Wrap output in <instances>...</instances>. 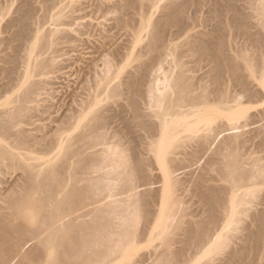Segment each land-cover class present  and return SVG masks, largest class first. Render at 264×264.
<instances>
[{"label":"bare ground","instance_id":"1","mask_svg":"<svg viewBox=\"0 0 264 264\" xmlns=\"http://www.w3.org/2000/svg\"><path fill=\"white\" fill-rule=\"evenodd\" d=\"M228 1L231 2L232 0ZM244 1L245 6L243 9V14L240 16H234V21L236 22L237 26L240 27L241 33H243V37H245V41L243 44L244 46L241 45L238 48L232 49L234 50V54L228 53V48L224 43L222 37V40H211L207 37L206 34L199 36L189 35L185 39V43H183L187 48V51L193 53L194 56L197 55V57L209 60L210 63H212V68L214 72L213 74V72L211 71L213 75L212 77L214 78V80L212 79L213 86L208 85L209 81V83L211 84V80L208 81V77H205L206 80L204 79L205 81H208L207 84H201L200 81L203 79L200 78L201 80L197 81L195 79L196 77H192L191 75L187 74L186 67L184 66V64L179 63L178 59V63L173 60L176 67H179L177 68V71L175 66H173L175 69H172L173 67L171 66V61V64L169 65V67L171 66V72L164 75L165 79H163L164 77L162 78L163 74L161 77H159L161 73L165 74L166 72H168V70L170 71V69H168L167 71L165 70L166 72L162 71L164 70V67L158 62H160V59L164 55L166 56L167 54L169 56V52L173 51L174 48L178 46L173 45L171 42L172 40H170L169 42H167L168 40L166 41V31H168L167 29L174 27H177L180 30L183 28V13L188 8L190 1L182 0L181 2L171 1L167 3L163 6L160 18H157L156 20H152L150 18L147 21V18H145L146 21L142 22V19L145 20V16H143L142 14V16L140 17L142 22H140V24H142V27H136L137 29H134L132 31L135 33H133V37H131L134 38L135 35V39H133L134 41L130 39L133 43L131 44L134 46L132 50L136 52L131 53L132 51L130 50V55H126V57L128 56L127 59H122L125 62L127 61L125 65L130 64L132 69L127 72V76L124 79L122 78V81L119 79L121 82L119 81L118 83L116 81L117 83H113L114 85H112V82H110L111 80L109 81V79H107L106 74L104 75V77L106 76L104 79L102 78L103 76L100 77V82H98V79H96L98 82H96L97 84H90L91 86L96 85V92L95 94H92L90 92V94H92L91 96L87 92L89 94V96H87V99L89 101L86 100L88 101V103H86L87 105L84 103L85 105H83V108L79 104L82 107L79 108L82 110L79 111V114L77 113L78 116L76 115V120L75 118H73L78 123L75 124L79 126V128H82L80 132L81 134H79V132V135L75 133L78 130L75 132L73 131L75 134H72V131H69L71 129V126L68 122L69 118L67 120L68 126L66 125L67 123H64L65 126L63 125V122H65V120L63 122L61 120V129L59 127L57 128L60 129L58 130V135H60L61 132L62 135L57 137V139L59 141L58 145L60 147L62 145V147L59 148L60 150L58 149L59 151L58 153H55V156L52 155V158L49 157L51 159L47 158L48 160L45 159V161H42L41 163H36V161L41 160L40 158L42 157H40L39 159L37 158L36 160L34 154L32 155L33 157H31L30 155L32 150L31 144H29L30 136L27 134L25 127L23 128V125L21 126V119L23 117L25 118V116L27 115V111H29L28 107L30 106L26 107V104H30L31 100L33 99L36 93L35 88L38 84H40L38 80L35 79L37 78V75H39L36 72L41 73V70H45V61H40L38 57H36V51L40 50L39 52H41V50L48 45L49 40L47 39V37H45V33H41L39 30H37L36 37H33L34 40L31 38L32 41L30 43L28 42L29 39L27 41L26 39L24 40L26 44L27 42L29 44H24L25 46L23 45L26 48L27 52L25 58L22 59V64L24 63L25 70L22 71L23 73L20 72L22 74L20 80L21 85L20 83L17 84L15 81L16 79H14L15 83L19 85L17 86L15 84L18 87V93H15L16 95L9 97L10 99L8 98L7 102L4 98L3 99L5 102L0 101V105L2 103V105L0 106V181L1 175H4L8 170L24 171V173L21 172L22 174H20V178L24 181V184L22 182H19L22 181L21 179H19L17 183L18 185L20 183H22L23 185H16V187L14 186L17 182L16 180L18 179L15 180V184L14 182H12V184H9L10 186L14 184L10 188L8 187L9 193H6L7 205H9L10 211L7 208V205H4L6 204V201H4L5 203L3 205L6 209H8L9 212L4 213V206H0L3 209V213H0V264H111L114 261V258L112 256L114 253H116L115 249L119 246V244H122L121 246H119V248L122 247V250H128V248L130 250H133L134 241L133 239L129 240L130 235L127 234L128 232L125 233V227L127 226H121L122 223L119 222V226L125 228L123 234H121L123 231H121V233L116 231V234L118 235L119 239L117 236H114L112 234L115 233L113 225L115 226L116 224L114 223L122 217L125 218V214L128 209L124 205L127 204L126 206L129 208L130 205H133V201H135L137 197H139L140 194L135 196L139 192H136L137 188L139 186L145 187L152 182L153 177L151 173L152 171L150 169L151 167L150 164H148L149 162H146L149 161V159L151 160V158H147V160L143 159L146 157H141V154L143 153L142 151H144V154L146 153V155L144 156H147V154L148 156L149 154L153 156L154 161H156L154 167L158 166L159 164L160 169H162L164 173V177L162 180L164 189H162L160 192V203H158L159 208L156 209L154 213L155 216L159 218L160 225L159 227L152 228V231L155 233V235L160 234L162 232L166 233V237L163 240V244L166 247V250H163V252L165 251L164 253H162L164 254V256H161V254L159 256L161 258L163 257L162 262H164V264H178L181 260L186 258L185 254L183 253L189 247H194L198 250L205 249V251L207 252L215 251L219 245V238L225 235L224 230L233 224H236L237 226L236 222H239L238 220H241L240 218H243V216H245L244 213H246L247 211L249 214V211L251 208L254 207V204H257L259 207L260 204L258 203H261V201L264 202V197L262 198L263 195L260 196V198L263 200H259L260 202H258L259 192L263 190L264 187V164L261 161L262 159L259 157L260 155L257 156L258 158L255 157V155H258L257 152H255L257 154L253 153V151H257L256 148L249 154V156L252 154L255 157L254 159L250 157L252 160L246 159L247 157L249 158V156L247 155L248 153L246 154V151L245 153H243L244 149H246L244 147H247V142L249 143L248 145H250L251 141L250 139L248 141L250 135H247L249 136L248 138L245 136L246 133H250L249 131L243 134V126H248V121L246 117L247 110H245L246 108L243 107L244 103L242 99L244 95L247 98V102H253L257 96L258 98H260V96L264 97V0ZM24 2L27 7H25L24 5L25 9L23 13L21 11L22 15L19 14L21 17L19 16V19L16 18L17 21L15 20V23H19V32H17L16 35L12 36V38L14 37V39L16 36L17 40L19 39L20 41H23L25 36L27 38V35L30 30L32 31L31 21L34 18L33 9L32 7H30V0H25ZM138 2L139 0H129L128 4H133V7H135V3L138 4ZM119 7L120 6H118V8ZM230 9L232 10V8ZM126 11H128V9ZM125 19L126 17L122 20ZM120 20L118 19V21L122 23V20ZM126 22H128V20ZM12 25H10V27H12ZM146 28L147 30L150 29L148 30V32L150 33L148 34L150 37L149 39L146 37L148 32L145 33L146 39H144L145 37L142 38V34L144 36ZM4 29L6 28L4 27ZM138 29L140 30L138 31ZM1 30H3V28H1ZM15 30L16 29H14V31ZM135 30H137V32ZM179 31L173 33V35L176 33L178 34ZM140 32L143 33L141 34ZM175 36L176 35H174V37ZM143 39L147 40V42ZM10 41L12 40L10 39ZM10 41H7V44H9ZM13 41L11 43H13ZM143 41L146 44L143 45ZM21 43L22 42H20V44ZM4 44H6V42L3 44L1 43V45L3 46ZM131 44L129 43L128 45ZM7 46L8 45L4 47L8 48L11 45H9L8 47ZM23 46L22 48H24ZM137 47L140 48L137 49ZM129 49L131 48H128V53ZM1 50L4 52L3 48ZM21 52H23V50ZM170 53L172 54V52ZM6 54H0V74H12L13 71H16L17 69L15 68L16 64L18 66V64L21 62L19 61V63H17V58L18 60L20 59L19 56H16L17 52L15 54L14 51V55L7 54L9 55V58L11 55H13L10 60L8 57L5 56ZM131 55H134V57L131 58ZM146 56H149V58L147 59H150L151 57L152 63L150 60V64L148 62V64L145 65L144 60H147L145 59ZM5 62H9V64L10 62L13 63V65L10 64V66L12 65L13 68L4 65ZM46 64L48 66V63ZM158 64L160 67H163L162 70L160 67L158 69H155L157 68L156 66ZM51 65L53 66V64ZM96 65L98 66V64ZM120 65L122 66L121 63ZM108 66L107 70L110 69ZM122 68H126V66H123ZM159 69L161 71H159ZM110 71L111 70H109V72ZM107 72L108 71H106L105 73ZM155 72H159V76L156 74V76L153 77ZM42 73H44V71ZM45 73H47V71ZM121 73L122 70L120 69L118 72L115 73L116 77H118L119 75L121 76ZM208 73L209 72L206 73V76H208ZM21 74H19L18 71V75ZM209 74L211 75V73ZM7 75L3 76L6 77ZM97 76H94V79ZM5 77H3V80L5 79ZM0 78V82H2V77ZM5 83L8 84V82ZM2 85H5L4 81L1 86ZM123 85L127 88L129 87V89L131 90L130 97L127 95L129 91L128 93L126 91V93L124 94H126L130 99L132 119L128 116V122L126 121L127 127H124V124L122 128H127L129 132L128 130L126 131L128 133L131 132V135H133L134 138H132V141L129 140L131 142L129 144V149H127V144L129 142L126 141L127 144L121 142V137V139L119 138L118 141L120 140L122 144H126L125 146L127 147L125 149L127 150V153H129L128 150L131 151V156L129 157L128 154L125 156L126 150L124 151V146L121 143L116 142L117 145L114 144V146L112 147H110L109 144V147L111 149L110 151H112L113 148L115 150L114 152L112 151L111 157L107 156L110 153L109 152L107 154L109 148L104 147L107 152H104L103 150V155L105 156L104 153H106V156L108 158L117 159L116 157H112V155H116V151H118L117 154L120 153V150L122 152L121 154H119V158L117 160L114 159L116 165L115 162L112 161L113 159L110 160L112 161V163L114 162L113 164L110 161L108 163H111V165H115V167H113L114 170L109 171L107 173H105V171V174L103 173L101 175V177H106V179L107 177H110V179L115 182V186L110 184L113 182H111V180L108 178L109 181L107 179L106 182L108 181L107 184L110 182V185L108 184L106 186L101 187V185L99 186L97 182H94L96 177L91 176L92 171L96 168H99L98 163L96 164V162L93 161L95 159L97 161V158H94L95 154L98 152L95 147H98V144L100 145V143L105 144L104 142L102 143V140L100 141V139H102L103 137L105 138V133L103 136V134H100L98 130H102V132H104L103 129H105L109 130L108 133L111 132L110 129L113 125H108L109 129H107V127L103 128L104 126H107V124H109L106 121L107 111H109V108H111V106H108V99L111 98V102L109 103H112L115 98L120 99V97L122 96L121 91ZM14 86L13 88L16 87ZM19 88H21V90ZM11 90L12 92H15V90ZM95 90L91 91L93 92ZM1 91L2 89L0 90V93L2 94L6 93V91H8L7 87L5 92ZM104 94L105 96H102ZM140 98L141 100L139 101ZM129 99H126L127 102L129 101ZM3 103H5L4 105H7L8 103L10 106H3ZM127 105L129 106V103H126L125 106ZM2 106L5 108H3ZM107 106L109 107L108 110ZM73 114L76 113L73 112ZM112 117L110 116V119ZM244 117L246 118L245 123H243ZM110 119L109 121L112 122ZM87 120H96L101 123V125H98L97 129L95 128L96 130H92L94 128H91L92 131H87V129H90V127H84L85 124H90L89 121L87 124ZM23 122L24 121H22V124ZM74 122L72 124H74ZM96 123L95 125L97 126L98 123ZM91 125L92 124H90L89 126ZM95 125L94 127H96ZM63 126L65 128H63ZM66 126L68 127L67 132L69 134L65 135V133H67L66 131H64L66 129ZM76 128L78 129V127ZM62 129H64L63 131L65 133L62 131ZM227 131L231 132L224 134ZM260 131L263 132L264 129L263 131L262 129L259 130V133L261 134ZM111 133L113 134V132ZM222 134L224 135L222 139V144L220 148L217 147L218 150L217 148H215L216 152H219L222 156L219 155L221 158L219 157V160H216L217 162L215 165H217V167L219 165L220 169L218 168V170H221V178L224 180L223 183L225 185L223 187L218 188L216 186L214 187L211 185L207 186L204 182L198 185V187L195 189L197 195L202 199L204 204H206V206H208L210 210L208 220H206L207 218L205 219L207 222H202V220L201 222H197L195 220H190L187 222L182 221L185 216L184 213L181 215V220H179L176 225L172 224V220L175 219L176 215L180 212V207L178 205L182 203V199L177 193V179L174 175L176 169L181 167L183 161L185 162L189 155H198L205 152L206 150L208 151V149H211L212 144ZM108 135L110 136L111 134ZM254 136L252 135V138H254ZM261 136L262 135H260L259 137L262 138ZM260 138L259 140H261ZM51 140H53V138ZM36 141L37 140H32V142H34L35 144L33 146H36ZM39 141L41 140H38V142ZM45 141H47V139H45ZM58 141H56V143ZM256 141L257 140H254L252 142L256 143ZM262 141L264 144V139ZM51 142L53 144L54 140ZM49 143L50 139L47 144ZM63 143H65L66 145ZM64 145L65 147H63ZM48 146L51 147V143ZM261 146L263 148L262 144H260V146H257V148ZM92 148L93 150L96 149L97 152H94ZM189 148L194 149L193 151L192 149H190L189 151ZM23 149H25L27 152L29 151V153H27ZM88 149H91L90 151H93V153L87 152L89 151ZM225 149H227L228 151H225ZM100 150H102V148ZM100 150L99 152H101ZM246 150H249V147H247ZM123 151L125 152V154ZM48 152H50V150ZM99 152L97 154L102 155V152ZM214 152L215 151H212L213 154ZM243 154L247 155V157L245 158V155ZM120 155L125 157H122ZM106 158L104 157L105 160ZM108 158L106 160V163L103 161L105 164H107ZM100 160L102 161L103 158H101ZM151 161L152 163L154 162L153 160ZM100 163L102 164L100 166H103L101 168L104 169V164L102 162ZM247 165H251V167H247ZM81 173H85V176L81 177ZM137 177H139L140 181L138 182L139 186L133 185L135 186L133 187V182L131 181L134 180V178V181H136L138 179ZM84 179L89 181V184L87 183V185L81 186V180ZM4 187L5 186H3V189L1 187L2 191H4ZM8 188H6L7 190L5 191H8ZM129 191L134 192V194L136 193L135 195L133 194L136 199L134 196H131V198L134 197L135 199L132 201V199L130 198L133 203L129 200V202L126 201V204L124 203V205L120 204V206H116V208H122L124 206L126 208L124 210L120 208H115V210L113 209V207L115 206L108 205L109 207L112 206V210H114V212L116 211V213H113V211L110 210L111 208L108 209V207L106 208V206L104 205V209H97L92 207L81 211L83 206L87 207L95 203H100L105 198H112L117 196V194L119 195L122 193L127 195ZM260 193L262 194V191ZM2 194L3 193H1V196H4L5 193L3 195ZM128 196L129 194L124 199H128ZM142 198V201L144 202L143 209H140L141 207L138 208L139 206L136 207V201L134 205L136 208H138L136 210H141V214L143 213L142 215L147 218L152 211V200L147 194H142L140 199ZM114 202L116 203L117 201H113V203ZM110 204H112V202ZM251 204L253 207H251ZM248 205L250 206V208H248ZM133 206H131L132 208H130L133 209ZM140 206H142V202ZM258 207L255 208H257L256 210L259 209L260 211V208ZM136 210L135 208L133 210L134 212L130 210V212H132L134 216H132V214L130 215V212L127 213L133 218L135 217L134 213L137 214ZM256 210L255 212H257ZM117 211H122V213L118 214ZM262 211H264V209ZM107 213H112V216L108 214L111 216V218H109ZM251 213L254 214V211ZM263 213L264 212H262V214ZM260 214L261 212L259 213V216L257 214L258 217L255 214L256 217L253 216L254 219L258 218L259 220L264 221V215ZM86 216H91V220H82V218ZM114 216L115 218L112 219V217ZM122 220L123 219H121L120 221L122 222ZM132 221L134 222L135 220L133 219ZM148 223L145 227H148ZM183 223H186V226H184ZM258 224V221H256V225ZM261 224L262 225L260 229L258 228V226H256L258 230L255 229L257 231V233H255V241H257L256 244H254L255 248H253L252 245L249 244L251 239L254 237V234H252L254 230L251 233L253 237L251 239H246L250 241H247V244L245 241L244 245H249V247L251 246L254 251V255L256 254L255 251L258 252V255L252 256L253 260L251 262V258L249 259V262H243V258L245 260V255L247 254V252H244V249L241 250V253L242 251L246 253L245 255H243L244 253H242V255L245 256L243 257L242 255H240V252L233 251L234 253L231 256V261L237 259L241 262L240 264H264V222ZM236 226L233 225V228ZM136 230L135 232H133L134 236H136V234L138 235V229ZM180 230L184 231L183 246L179 250H173L172 244L174 243V238L170 236V233ZM112 236L114 238L116 237L117 240H114ZM113 242L114 244L115 242H117L118 244L116 243V246H118L115 247L114 245L112 247ZM221 244L222 242L220 243V245ZM110 246L112 247V249ZM114 247L115 249H113ZM250 249L248 250V252L250 251ZM259 255L260 259L258 258ZM247 257H249V255Z\"/></svg>","mask_w":264,"mask_h":264},{"label":"rangeland","instance_id":"2","mask_svg":"<svg viewBox=\"0 0 264 264\" xmlns=\"http://www.w3.org/2000/svg\"><path fill=\"white\" fill-rule=\"evenodd\" d=\"M24 1L25 0H0V19H1L0 20V31L2 32V34L0 32V39H1L0 40V47H1L0 50L2 48L4 50V52L1 50V53H3V55L6 53L9 55L10 54L14 55V51H15V54L17 52L16 56L20 57L19 60L17 58V61H18L17 63H19V61H21L18 64V66L16 64V66H15V68H17L16 71L14 70L15 69L14 68L13 69L14 71L12 74L7 73L9 76L11 75L10 77L5 73L0 74V75H2V76H0V77H2V82H0V83L3 84V81H4V84H5L2 86L0 84L1 89H2L1 92H3V91L5 92L6 87L8 90V91H6V93H3V94L0 93V99H1L0 101L5 102L4 99H6V102H7L8 101L7 99L9 97H12L13 95H16L15 93H18V91H17L18 87L17 86H19V85H17V84L20 83V85H21L20 80L22 77V74L20 72L25 70L24 63L22 64V59L25 58L27 50L24 46L29 44L32 41V39L34 40L33 37H36L37 30H39L41 33L42 32L45 33L44 34L45 37H47V39L49 40V41L47 40L48 45L44 49H42L41 52H39L40 50L36 51V55H37L36 57H38V59L40 61H43V62L45 61V70L44 69L41 70V73L36 72L39 75L36 74L37 78L34 77L40 83L36 86V88L37 89L40 88V89L37 90L35 88L36 93L34 92L35 93V96H34L35 98L33 97L34 100L32 99L30 104H26V107L30 106V107H28L30 112L27 111L28 113L25 116V118L23 117L22 118L23 120L21 119V126L23 125L22 127L23 128L25 127L27 134L30 136L29 137V139H30L29 144H31V148H32L30 155H31V157H33L32 155L34 154V157L36 158V160H37V158L39 159L40 157H42V158H40L41 160H37L39 162H37L35 160L36 163H41L42 161H45V159L48 160L47 158L51 157L52 155L55 156L56 155L55 153H58V151L60 150L59 148L62 147V145H61L62 143L60 144L61 147L58 145L59 141H58L57 137L62 135L61 131H59L61 133H60V135H58L59 134L58 130L61 129L60 126H62V122L64 120H65V122H63V125L65 126L64 123H67V120L69 118L68 122H69V125L71 126V129L69 127L70 130L69 129L68 130L72 131V134L77 130L78 131L75 133L78 134V132H79V134H81L80 132H81L82 128L81 127L79 128V126H77L75 124V123H77L75 121L77 118H75V117H77L78 116L77 113L79 114V111L82 110L80 108H82L83 105L88 103L89 100L87 99L88 98L87 96H89L90 92L92 94H95L96 85L95 86H91V85H94V83L97 82L96 79H98V82H100V80H101L100 77L103 76L102 78L104 79L106 77V76L104 77V75L106 74L107 79H109V81L111 80L110 82H112V85H114L113 83H117V82L119 83L120 80L122 81L127 76L126 75V74H128L127 72L132 69L131 65L130 64H129L130 66L128 64L125 65V63L127 61L125 62L123 60H124V58H125V60L127 59L128 56L126 57V55H128V54L130 55V50L132 51L131 53L136 52V51L132 50V48L134 47L132 45L133 44L132 41H134L133 39H135V35H134V38H131V37H133L132 35H133V33H135L132 31L134 29H137L136 27H139V28L142 27L141 26L142 24H140V22H141L140 17L142 16V14H143V16H145L144 19L147 18V21L150 18L152 20H156L157 18H160L164 5H166L167 3L171 2V1L181 2L182 0H139L138 4L135 3L136 4L135 7H133V4H130V5L128 4L129 0H74V1L73 0H30V7H32V9H33V16H34V18L32 19L33 22L31 21L32 31L30 30V32L27 35V38L25 36L23 41H20L19 39L17 40L16 36H15V39H14V37L12 38V36L16 35V33L19 32V28H20L18 25L19 23H15V22L17 21L16 18L19 19V16L22 15L25 7H27ZM188 1H190V4H189L188 8L186 9V11L183 13V15H184L183 16V20H184L183 21L184 22L183 28L180 30L179 28L174 27V28L167 29L168 31H166L167 32L166 41L168 40L167 42H169L170 40H172L171 41L172 44L178 45V46L175 47L173 51H170V52H172V54L170 52H169V56L166 54V56L168 58L164 55L165 57L164 56L163 57L166 59H164L162 57L164 60L161 58L163 61L160 59L161 63L158 62L160 65H162L164 67V70H162L163 67H160L159 64L156 66L157 68H155V69H158L160 67L162 71L166 72L168 69H170L171 66L172 67L175 66L176 71H177V68H179V67H176V65L174 64V61H176L178 63V61H177V59H178L179 63L184 64V66L186 67L187 74L191 75L192 77L193 76L196 77L195 79L197 81L201 80V79L206 80L205 77H208V81L211 80V84L209 83L210 81L208 82L205 80H204V82H203V80H201L200 81L201 84H207V82H208L209 86L210 85L213 86L212 81L214 80V78L212 77L213 76L212 75V72H213L212 63H210L209 60L197 57V55H195L196 56L195 57L193 53H191L190 51H187V48L185 47V45L183 43H185V41H186L185 39L189 35L199 36V35H203V34L205 35L206 34L207 37L210 38L211 40L212 39L222 40V38H223L224 43L226 44V46L228 48V53L234 54V50H232V49L240 47L241 45L244 44V41H245L244 40L245 37H243L244 35H243V33H241L240 27H238L236 22L234 21V16H236V15L240 16L243 14L245 1L244 0H232L231 2H229L228 0H188ZM125 4H127L129 6H127ZM24 5H25V7H24ZM118 6H120V7L118 8ZM230 8H232V10ZM127 9H128V11H126ZM219 9H220V11H219ZM21 11H22V13H21ZM13 17H15V18H13ZM125 17H126V19L122 20ZM118 19L119 20L121 19L122 21L121 20L120 21L122 23H120L118 21ZM127 20H128V22H126ZM143 21H146V19L145 20L142 19V22ZM123 22H125V23H123ZM15 24H16V26H15ZM122 24H124V25H122ZM3 25L6 29H4ZM10 25H12V27H10ZM1 28H3V30H1ZM12 28H13V30H12ZM14 29H16L15 30L16 32L14 31ZM150 29H151V26H150ZM150 29H148V30H150ZM139 30L140 29H138V31ZM148 30H147V28L145 29L144 36L142 34L143 32L142 33L140 32L142 34V38L145 37V33H147ZM135 31L137 32V30H135ZM177 31H179V32H178V34L177 33L174 34V35H176L174 37L173 33L177 32ZM7 33H9V34H7ZM51 33H53V34H51ZM105 33H106V36H105ZM148 34H150V33L148 32L146 37L149 39L150 37ZM52 35H54V36H52ZM102 35L104 36V38ZM110 36H112V37H110ZM215 36L219 37L220 39L216 38ZM146 37L144 39H146ZM213 37H215V38H213ZM50 38H52V39H50ZM170 38H173V39H170ZM10 39L12 41L14 40L13 43H11L12 41H10ZM25 39H26V41L29 39L28 40L29 43L27 42V44H26V42L24 41ZM4 40L6 42V44H4V46H6V45H8V46L11 45V46H9V47L7 46L8 48H5L3 45H1V43L2 44L5 43ZM128 40H129V42H128ZM7 41L8 42L10 41V43L7 44L8 43ZM95 41H96V43H95ZM144 41L147 42V40H144ZM144 41H143V45L146 44ZM20 42H22L21 43L22 46L25 44L23 46L25 48V50H24V48H22ZM97 42H99V43H97ZM122 42H125V43H122ZM129 43L130 44L132 43V44L128 45ZM231 46H233V47H231ZM129 47L131 49H129V53H128ZM139 48L140 47H137V49H139ZM22 50H23V52H21ZM113 50L116 52H114ZM110 51H112V52H110ZM37 53H40V54H37ZM7 54L5 55L6 57L9 56ZM13 55H11L10 58ZM133 57H134V55L133 56L131 55V58H133ZM10 58H9V60H10ZM147 58H149V56L145 57V59H147ZM147 60L146 61L144 60L145 65L148 64V62L150 64L151 57H150V59H147ZM130 61H131V59H130ZM162 62L164 65L162 64ZM170 62L174 65H172ZM3 63H1V64H3ZM7 63L5 62L4 65H7L8 67L11 68L13 63L10 62V64H12L11 66H10L9 62H7ZM46 63H48V66ZM120 63L122 64V66L120 65ZM151 63H152V60H151ZM20 64H22V65H20ZM51 64H53V66ZM96 64H98V66ZM170 64H171V66L169 67ZM108 65H110V66H108ZM107 66L110 68V69L108 68L109 70H111L110 72H109V70H107ZM123 66L124 67L126 66V68H122ZM18 67H19V69H18ZM119 67H121V68H119ZM21 68H22V70H21ZM101 68H102V70H101ZM175 68L173 67L172 69L174 70ZM103 69H105V70H103ZM118 69L119 70L121 69L122 73H125V74L121 73V76H123V77H121L120 75L118 77H116L115 73L119 71ZM89 70H91V71H89ZM161 70L159 69V71H161ZM18 71H19V74H21V75H18ZM43 71H44V73H42ZM46 71H47V73H45ZM106 71H108V72L105 73ZM112 71H113V74H112ZM100 72H102V73H100ZM169 72H171V69H170V71L168 70V72H166L165 74L164 73L160 74L159 72L158 73L155 72L153 77H155L156 74L157 75L160 74V76L159 75L158 76L161 77L163 74V76H162V78H163L164 75H166ZM207 72L211 73V75L208 73V76H206ZM13 74H15V75H13ZM213 74H214V72H213ZM3 75H7L8 77L6 76L7 77L6 78ZM17 75H18V78H17ZM113 75H115V76H113ZM94 76H97V77H95V79H94ZM110 76H112V77H110ZM209 76L212 78H210ZM3 77H5L4 80H3ZM11 77H13V78H11ZM9 78H11V79H9ZM110 78H112V79H110ZM14 79H16L15 81L17 84L15 83ZM163 79H165V77ZM0 80H1V78H0ZM5 82H8V84ZM9 83L12 85L16 84L17 86L16 85L15 86L17 88L14 85L13 86L15 88H13V86L10 85ZM88 85H89V87H88ZM8 88L10 89V92H9ZM11 89L15 90V92L14 91L12 92ZM19 89L21 90V88H19ZM128 89H129V87L127 88L123 85L122 91H121L122 96L120 97V99L115 98L113 100V98H112V100H113L112 103H109V102H111V98L108 99L109 101L107 100L108 106L109 107L111 106V108H109L107 106V110H108V108L110 110L107 111V114H106V117H107L106 121L109 124H107V126H104L103 128L107 127V129H109L108 125L109 126L113 125V126H111L113 129L112 128L110 129V131L113 132V134L111 132L108 133L109 130H105L103 128L102 129L104 132H102V130L101 131L98 130L100 134H103V136L105 133V138L102 136L104 139L103 138L100 139V141L102 140V143L104 142L105 144H101L99 141L100 145L98 144V147H95L98 150V152L102 148V150H100L102 152V155H103V150H104V152L106 151V149H104V147H106V148L108 147L109 150L107 149L108 152L107 151L106 152H107V154L110 152L109 153L110 156L109 155H107V156L111 157L112 151L114 152L115 150L113 148V150L110 151L111 150L110 147L114 146V144H116V142L117 143H121V142L126 143V141L129 142L128 144L126 143L128 145L127 149H129V144L131 143L129 140L132 141V138H134L133 135H131L132 134L131 132L128 133L129 130L127 128L126 129L122 128L124 124H125L124 127L125 126L127 127V122H128L127 119H129V118L132 119V111L130 109L131 106H130V99H129L130 94H131V92H130L131 90L130 89L128 90ZM91 90H95V91L92 92ZM123 90H124V92H123ZM126 91H127V93L129 91V93L127 94L129 97L126 94H124V93H126ZM92 94H90V96ZM123 94H124L125 98L123 97ZM102 96H105V94ZM262 97L263 96H260V98H258V96H257L253 102H247L246 96L243 95V97H242L243 103H244L243 107H245L246 108L245 110H247V112H246L247 116L246 117H247V121H248V126L247 125H246L247 127L243 126L244 130L243 129L242 130H243V134H245L248 131L250 132V133H246L245 136L248 138L249 136H247V135H250V138H248V141L250 139L252 145L254 146V148H253L251 143H250V145H248L249 143L247 142L246 145H247V147H249V150H246L247 147L245 146L244 148H246V149L243 148L244 149L243 153H245V151H246V154L248 153L247 155L249 156L250 152H252L256 148L257 151L255 150V151H253V153L257 152L258 155H255V157L258 158L257 156L260 155L259 157L262 159L261 161L264 164V161H263L264 160L263 159L264 158V144L262 141L264 139V131H263V129H264V127H263L264 126V97L263 98ZM126 99L127 100L129 99V101L127 102ZM86 100H88V101H86ZM116 100H118V101H116ZM120 100H122V101H120ZM140 100H141V98L139 99V101ZM121 102L124 104H122ZM126 103L127 104L129 103V106L128 105L125 106ZM4 104L5 103H3V106H7V105L10 106L8 103H7V105H4ZM1 105H2V103H1ZM121 106L123 107V109ZM3 108H5V107H3ZM127 108H128V110H127ZM77 110H78V112H77ZM73 112L76 114H73ZM128 112H129V114H128ZM130 112H131V115H130ZM72 116H74V117H72ZM110 116L111 117L113 116V117L110 119ZM128 116H129V118H127ZM28 117H30V118H28ZM108 117L114 123L110 122ZM59 118H60V120H59ZM73 118H75V120ZM112 119H114V120H112ZM58 120H59V122H58ZM61 120H62V122H61ZM245 120H246V118L244 117L243 123H245ZM249 120H252V121H249ZM22 121H24L23 124H22ZM88 121L90 122V124H92L91 125L92 127L89 126L90 124H88ZM91 121L87 120L88 125L85 124V126H84L86 128L90 127V129H87V131L96 130L98 125L99 126L101 125V123H99L96 120H94V121L91 120ZM73 122H74V124H72ZM95 123L97 124V126L95 125ZM66 125L68 126V123ZM94 125L96 127H94ZM64 126H63V128H65ZM67 126H66V129L65 130L62 129V131L64 130L67 132V128H68ZM74 126L78 127V129ZM57 127H59L60 129ZM91 128H94V129L91 130ZM261 129L263 132L260 131L261 132V134H260L259 130H261ZM126 130H128V132ZM118 131H121V132H118ZM230 132L231 131H227L224 134H227ZM256 133H259L260 135H262L261 137L263 139L260 138L259 137L260 135L256 134ZM66 134H69V133L67 132V133H65V135ZM108 134H111V135L109 136ZM46 135H48V136H46ZM116 135H118V136H116ZM252 135L253 136L256 135V136H254V138L257 137L258 139L252 138ZM223 136H224L223 134L220 135L217 138V140L212 144L211 149H208V151L206 150L205 152L198 154V155H196V154L195 155L194 154L189 155L187 157V160L185 162L183 161L181 167L176 169L174 175H175V178L177 179V193H178L179 197L182 199V203L178 205L180 207V212L176 215L175 219L172 220V224L176 225L179 222V220H181V215L184 213H185V216H184V219H182V221H185V222L190 221V220H192V221L195 220L197 222H201V220H202V222H204V221L208 220L209 215H210V210H209L208 206H206V204H204L202 199L197 195L195 189L198 187V185H200L201 183H204V182L207 186L211 185L214 187L216 186L218 188L223 187L225 185L223 183L224 180L221 178L222 177V174L220 173L221 170H218L219 165H218V167H217V165H215L217 162L216 160H219V157L222 156V155H220L219 152L218 153L216 152L215 148H217V147L220 148V146L222 144ZM41 138L43 139V141ZM52 138L54 140L53 144L51 142V141H53V140H51ZM119 138L121 139V142H120V140L118 141ZM259 138L261 140H259ZM45 139H47V141H45ZM49 139H50V143L52 145L51 147L48 146V145H50V143L47 144L49 142ZM32 140H37L36 141L37 147L33 146L35 144H34V142H32ZM38 140H41V141H39L41 144L38 142ZM254 140H257L256 143L252 142ZM56 141H58V142L56 143ZM37 142H38V144H37ZM43 142H45V143L47 142V143L45 144ZM124 143L123 144L121 143V144L124 146V151H125L126 150L125 148L127 146H125L126 144H124ZM56 144H57V146H56ZM63 144H65V143H63ZM109 144H110V147H109ZM255 144H256V146H255ZM260 144L263 145V148H262V146L257 148V146H260ZM65 145L63 147H65ZM33 149L37 150V151H34ZM96 149L93 150V148H92V150L94 152H97ZM190 149H192V151H193L194 148H189V151H190ZM23 150L26 151L25 149H23ZM49 150H50V152H48ZM88 150L89 151H87V152L93 153V151H90L91 149H88ZM116 150H118V149H116ZM217 150H218V148H217ZM226 150L227 149H225V151ZM212 151H215L216 153L214 152V154H213ZM40 152H42V153H40ZM101 152H99V153H101ZM117 152L118 151H116L115 152L116 155L113 154L114 156L112 155V157H116L118 159L119 158L118 156H119V154H121L122 151L120 150L119 151L120 153H118V154H117ZM125 152H126V154H125ZM125 152H124L125 156L127 154L129 157L131 156V153H130L131 151L128 150L129 153H127V150H126ZM142 152L143 153L141 154V157L142 158L146 157L143 159L147 160V158H151V160L154 161L153 156H151L150 154H149V156H148V154H147V156H144V155H146V153L144 154V151H142ZM27 153H29V151ZM257 153H255V154H257ZM96 154H95L94 158H97L98 162L96 161V159L93 161L96 162V164L98 163L99 168L94 169L91 173V176L96 177L94 182L95 183L97 182V184L99 186L101 185V187H103V186H106L110 183L109 182L107 184L110 177H107V179L108 178L109 179L106 182V180H107L106 177H101V175L105 171H106L105 173H107L109 171H113L114 170L113 167H115V165H116L115 160H117V159L114 158L115 159L114 160L113 158H108L106 156V153H104L105 156L104 155L102 156L101 154H100L101 155L100 156L99 154H97V156L98 155L100 156V157L98 156L99 157V159H98ZM216 154H217V156H216ZM243 155H245V154H243ZM247 155H245L244 157L246 158ZM120 156H122V155H120ZM125 156H122V157H125ZM104 157L108 158L107 164H105L107 158L105 160ZM250 157L252 159L255 158L251 154L249 156V158L247 157L246 159L252 160ZM51 158H49V159H51ZM101 158H103L102 161L100 160ZM111 159H113L112 161L115 162V165H111V163H112V161H110ZM151 160L149 159V161H146V162L147 163L149 162L148 164H150V167H151L150 169L152 172L151 171L150 172L152 173V177H153L152 182L145 187L144 186L141 187L138 184V182H140L139 177H137L138 179L136 178L137 179L136 181H134L135 178H134V180L131 181V182H133V184L131 183L132 186L133 185L139 186L136 190V192L139 191L138 194L135 193L136 194L135 195L134 192L129 191L128 199H124L128 194L127 195L122 194V193H121L122 195L117 194V196H115V197L105 198L100 203H95V204L89 205L87 207L83 206V208L81 210V211H84V210H86L88 208H92V207L97 208V209H104V207L106 206V208L108 207V209L111 208L110 210L113 211V213H116V211L114 212V210H112V206H115V207H113V209H115L116 206H120V204L124 205V203L126 201L129 202V200H130V202H132L133 200L136 199L135 196H137L139 194H140L139 195L140 198H141L142 194H147L151 198V200H152V204H151L152 211L147 218H145V216L142 215L143 213L141 214V210L140 211L136 210L140 207H141L140 209H143V206H144L143 205L144 202L142 201L143 198L140 199L139 197H137L138 201L136 199L135 200L136 203H135V201H133V202L137 205L136 207L139 206L138 208L135 207L133 202L132 203L134 206L130 205V207L133 206V209H131L132 207L131 208L129 207L130 208L129 209L126 206L127 205L126 203H125L126 205H124L129 210V211L127 210L128 213L130 212V210L133 211L135 208V210L137 212V214L134 213L135 217L132 218V216H134L132 212L129 213L130 215L132 214V216H130L126 212L127 217L125 214V218L127 220L124 217L121 218V219H123L122 222L120 221L121 219H118L119 221L117 219H115V220H117L114 223L116 225L115 226L113 225L115 233L113 231L114 234H112V235L118 237V235L116 234L117 233L116 231H118L119 233H121V231H123L121 233V234H123L124 229L126 228L125 233L128 232L127 234L130 235L129 240L133 239L134 244H133V250H130L129 248H128V250H124V249L122 250V247H120L121 249L119 248V246H121L122 244H119V246L117 245L118 246L117 247L116 246L117 242H115V244L113 242L112 247L115 245V247H117V248L116 249H115V247L113 248V249H115L116 253H114L112 256L114 258V261L111 264H164V262H162L163 257L161 258L159 256H160V254H161V256H164V254H162V253L165 252V251L163 252V250H166V247L163 244L164 243L163 240L166 237V233L162 232L160 234L155 235V233L152 231L153 230L152 228L159 227V225H160V220H159V218H157L155 216L154 213H155V210L159 208L158 203H160V192L162 189H164V187H163L164 185L162 182L163 177H164V173H163L162 169H160L159 164L157 163L158 166L154 167V165L156 164L155 163L156 161H154L152 163ZM55 161H56V159H55ZM109 161L111 162L110 164H108ZM100 162H102L104 164V166H105L104 169L101 168L103 166H100V165H102ZM247 167H251V165H249V166L247 165ZM21 172L24 173L23 170L22 171L21 170L20 171L19 170H12V171L8 170V171H6V173L4 175H1V181L2 182L0 181L1 182L0 183V191H1L0 192V206H2L5 203L4 201H6V204H4V205L5 206L7 205V200H6L7 194L6 193H9V188L15 184L16 179H18V180H16L17 182L14 185L15 187H16V185L19 186L22 183L24 184V181L20 178V174H22ZM82 176H85V173H81V177ZM99 176H100V178H99ZM21 177H22V175H21ZM101 178H102V180H101ZM104 178H105V180H104ZM19 179H21L22 181H19ZM18 181L22 182V183H20L18 185L17 184ZM12 182H14V184L10 186L9 184H12ZM111 182H113V180H111ZM87 183L89 184V181H87L85 179L81 180V186L87 185ZM114 183L115 182L110 183V184L115 186ZM3 186H5L4 191L7 190L6 188L9 187L8 191H5V192L2 191ZM113 186H111V187H113ZM1 187H2V189H1ZM117 187H119V186H117ZM133 187H135V186H133ZM261 191H262V194L260 193ZM261 191L259 192L258 202H260L259 200H263L260 198V196L263 195L262 198L264 197V192H263L264 187H263V190H261ZM116 192H119V191H116ZM1 193L6 194V196L4 194L5 199H4V196H1ZM131 196H134L135 199H134V197L131 198ZM1 198H3L4 200ZM130 198L132 199V201ZM119 199H120V201H119ZM121 199H122V202H121ZM113 201H117V202L113 203ZM111 202H112V204H110ZM141 202H142V206H140ZM132 203H130V204H132ZM252 204H254V203H252ZM252 204H251V207L254 206L253 207L254 209L251 208L249 211V214L251 216L248 214V211H247L246 213H244L245 216H243V218H240L241 220H238L239 222H236L237 226H236V224H233L236 227L233 228V225H231L232 227L229 226L227 229L224 230L225 235L223 237L219 238L218 244L220 245V243L222 242V244L220 246L218 245L219 248L217 247L215 251L207 252V251H205V249L198 250L194 247H189L183 253V254H185L186 258L181 260L178 264H240L241 262L239 260L234 259L233 261H231L230 259H231L232 254L235 251L241 253V250H243V249H244L243 250L244 252H247V254L249 253L248 254L249 257H247L248 255L242 251V253H244L243 255L246 254L245 256L247 257V260H246V257L242 255V253L241 254L239 253L240 255L245 257V260L243 258V262H245V261L249 262L250 258H251L250 259V262H251L253 260L252 256L258 255V252H256V251H255L256 254L254 255V251L252 249V247L255 248L254 244H256V242H257V241H255L256 240L255 239V236H256L255 233H257L256 230H258L256 228V226H258V228L260 229V227L262 225L261 223L264 222L263 220H259L258 218L254 219V217H256L257 214L259 216L260 212H261V214H262V212H264V211H262L264 209L263 208L264 202L261 201V203H258V204H260L259 207L257 204H254L253 206H252ZM108 205H112V206L109 207ZM261 205H262V207H261ZM5 206L3 207V209H5L4 213L9 212L10 211L9 205H7V208L9 209V211H8V209L5 208ZM2 207H0L1 208L0 213H3ZM98 207H100V208H98ZM123 207L122 208L118 207V208H120L122 210L126 209L125 207L124 208ZM255 207L260 208V211H259V209L256 210L257 208H255ZM118 208H116V209H118ZM248 208H250V206ZM252 210L254 211V214L251 213V212H253ZM255 210L257 212L258 211L259 212L257 213V212H255ZM117 213L121 214L122 211H117ZM108 214L111 215L112 213H107V215ZM255 214H256V216H255ZM110 215H108L109 218H111V216H112V215L111 216ZM113 215H117V214H113ZM262 215H264V213ZM90 217L91 216H86V217L82 218V220L90 221L91 220ZM128 217L130 220L128 219ZM113 218H115V216L112 217V219ZM133 219L135 220L134 222L132 221ZM254 220L258 221L259 224L256 225V221H254ZM119 222L122 223L121 226L124 225V227L125 226H127V227L122 228L121 226H119L120 225ZM147 223H148V227H145L147 225ZM183 225L186 226V223H183ZM116 226H118V227H116ZM119 229H120V231H119ZM134 229L135 230L138 229V235L136 234V236H134V234H133V232H135ZM252 231H253V233H252ZM136 232H137V230H136ZM251 233L254 234V237L252 236ZM170 236H172L174 238V243L172 244V249L173 250L181 249L183 246L184 231L183 230L182 231L181 230L180 231H174L173 233H170ZM115 238L113 237L114 240H117V238L116 239ZM118 239H119V237H118ZM246 239H251V241L246 240ZM245 241H246V244H247V241L248 242L250 241L251 243L249 242V244L252 245V247L251 246L249 247V245L244 246ZM252 242H253V244H252ZM112 247H111V249H112ZM130 248H132V247H130ZM249 249L251 252L250 251L248 252ZM250 254H251V256H250ZM258 258L260 259V255L258 256ZM229 261L232 263H230Z\"/></svg>","mask_w":264,"mask_h":264}]
</instances>
